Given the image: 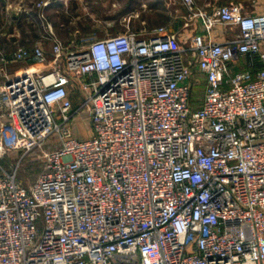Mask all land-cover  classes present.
<instances>
[{"label":"built area","instance_id":"built-area-1","mask_svg":"<svg viewBox=\"0 0 264 264\" xmlns=\"http://www.w3.org/2000/svg\"><path fill=\"white\" fill-rule=\"evenodd\" d=\"M182 1L187 25L236 35L0 49V152L43 163L29 189L0 165V264H264V12ZM30 60L49 65L7 74Z\"/></svg>","mask_w":264,"mask_h":264},{"label":"crops","instance_id":"crops-1","mask_svg":"<svg viewBox=\"0 0 264 264\" xmlns=\"http://www.w3.org/2000/svg\"><path fill=\"white\" fill-rule=\"evenodd\" d=\"M37 1L44 2L41 7L37 6ZM80 2L82 0H79ZM120 9L116 12L117 16L112 28L117 25L123 28L124 32L128 29L136 31H150L159 26H166L167 32L176 35V41L184 46L192 45V38L195 34L204 35L207 39L226 40L236 35V29H230L226 26L217 25L213 31H207L202 25L200 19L187 25L186 14L187 7L182 0H118ZM240 2L246 13L264 12V0H230ZM95 2V0H94ZM196 6L212 12L215 7L220 5L216 0H195ZM214 2L216 4H214ZM80 5V3H79ZM63 0H0V49L9 51L18 47L35 48L41 46L48 54L47 48H51L54 38H59L55 32L54 26H60V29L67 31L65 24L68 21H61L52 24L47 21L46 15L59 16L66 9ZM61 10V11H60ZM46 14V15H45ZM124 17L126 20H121ZM80 23V27L71 29L70 42L77 44L81 37L79 33L87 31V23ZM120 22V23H118ZM122 22V23H121ZM125 22V23H123ZM40 24L39 28L37 25ZM68 29V28H67ZM79 36H78V35ZM49 48V49H50ZM48 63H39L35 61H12L6 66L9 76H14L26 70H36L47 67ZM196 75L200 77V85L195 88V103L199 105L203 99L205 76L196 70ZM5 81V77H0V85ZM203 87V88H202ZM202 90V94L197 96ZM79 120V119H77ZM79 127V129H78ZM82 125L78 121L75 123V129L79 135H86L85 130H81Z\"/></svg>","mask_w":264,"mask_h":264},{"label":"rangeland","instance_id":"rangeland-1","mask_svg":"<svg viewBox=\"0 0 264 264\" xmlns=\"http://www.w3.org/2000/svg\"><path fill=\"white\" fill-rule=\"evenodd\" d=\"M216 1H219L220 4H223L230 0ZM63 2H65L67 7L59 16H52L50 14L45 15L47 17V21L51 22L52 24H55V22L57 24L61 21H68V23L66 22L65 24L67 31L60 29L59 25L54 26L57 36L65 43H67L70 39V33H72L71 29L75 30L76 28H79L81 26L80 23L83 24V21H85L84 23H87V20L89 21L88 25L90 28H88L85 32L81 31L79 33V35H81L79 39L87 36H96L102 38L124 32L123 28L119 26L120 24H116V26L112 28V25L114 24L112 21L118 17L116 12L121 7L118 0H95V2L94 0H82L81 2L79 0H63ZM36 3L38 7H41L45 4L44 2L39 1ZM214 4L216 3L214 2ZM123 19L124 17L121 18V20ZM37 26L38 27H36V30L39 28L40 24ZM49 48H47V50H49L48 55H50L51 50V48ZM200 89L201 88H199L197 96L202 94V90ZM71 94L73 95L74 106L77 108L80 104L81 95L76 90L71 91ZM78 119L79 120L77 121L80 123V125H82L81 130H85L86 133H88L81 136L89 137L91 133V125L88 116L86 113H81L79 114ZM0 165L8 171H12L13 169L17 168L18 181L28 189L34 183L43 169V163L40 159V151H33L29 153H24L22 150L0 152Z\"/></svg>","mask_w":264,"mask_h":264},{"label":"trees","instance_id":"trees-1","mask_svg":"<svg viewBox=\"0 0 264 264\" xmlns=\"http://www.w3.org/2000/svg\"><path fill=\"white\" fill-rule=\"evenodd\" d=\"M228 2H230V1H228ZM228 2H226V3H228ZM224 4V3H223Z\"/></svg>","mask_w":264,"mask_h":264}]
</instances>
